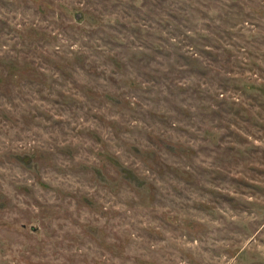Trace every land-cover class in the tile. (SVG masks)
<instances>
[{
  "label": "rangeland",
  "instance_id": "1",
  "mask_svg": "<svg viewBox=\"0 0 264 264\" xmlns=\"http://www.w3.org/2000/svg\"><path fill=\"white\" fill-rule=\"evenodd\" d=\"M0 264H264V0H0Z\"/></svg>",
  "mask_w": 264,
  "mask_h": 264
},
{
  "label": "water",
  "instance_id": "2",
  "mask_svg": "<svg viewBox=\"0 0 264 264\" xmlns=\"http://www.w3.org/2000/svg\"><path fill=\"white\" fill-rule=\"evenodd\" d=\"M77 17H80V15L78 14Z\"/></svg>",
  "mask_w": 264,
  "mask_h": 264
}]
</instances>
